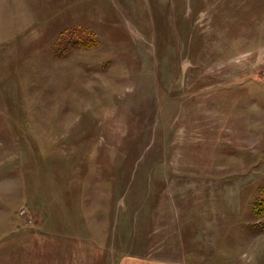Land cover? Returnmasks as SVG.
<instances>
[{
	"label": "rangeland",
	"instance_id": "1",
	"mask_svg": "<svg viewBox=\"0 0 264 264\" xmlns=\"http://www.w3.org/2000/svg\"><path fill=\"white\" fill-rule=\"evenodd\" d=\"M0 264H264V0H0Z\"/></svg>",
	"mask_w": 264,
	"mask_h": 264
}]
</instances>
